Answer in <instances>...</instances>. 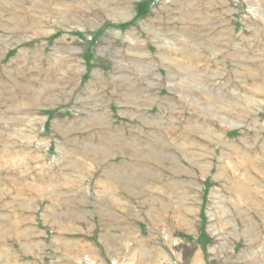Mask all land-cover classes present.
<instances>
[{
	"label": "rangeland",
	"instance_id": "obj_1",
	"mask_svg": "<svg viewBox=\"0 0 264 264\" xmlns=\"http://www.w3.org/2000/svg\"><path fill=\"white\" fill-rule=\"evenodd\" d=\"M0 264H264V0H0Z\"/></svg>",
	"mask_w": 264,
	"mask_h": 264
}]
</instances>
